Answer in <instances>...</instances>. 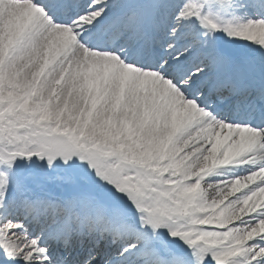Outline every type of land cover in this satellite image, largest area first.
I'll return each mask as SVG.
<instances>
[{
	"label": "snow or ice",
	"instance_id": "snow-or-ice-1",
	"mask_svg": "<svg viewBox=\"0 0 264 264\" xmlns=\"http://www.w3.org/2000/svg\"><path fill=\"white\" fill-rule=\"evenodd\" d=\"M0 264H264V0H0Z\"/></svg>",
	"mask_w": 264,
	"mask_h": 264
},
{
	"label": "bare ground",
	"instance_id": "bare-ground-1",
	"mask_svg": "<svg viewBox=\"0 0 264 264\" xmlns=\"http://www.w3.org/2000/svg\"><path fill=\"white\" fill-rule=\"evenodd\" d=\"M202 187H206V185L203 184L202 182ZM210 192H212L214 194V189L213 190H209ZM227 203V202H226Z\"/></svg>",
	"mask_w": 264,
	"mask_h": 264
}]
</instances>
